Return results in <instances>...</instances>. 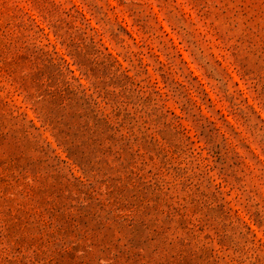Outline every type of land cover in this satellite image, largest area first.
Returning a JSON list of instances; mask_svg holds the SVG:
<instances>
[{"label": "rangeland", "instance_id": "obj_1", "mask_svg": "<svg viewBox=\"0 0 264 264\" xmlns=\"http://www.w3.org/2000/svg\"><path fill=\"white\" fill-rule=\"evenodd\" d=\"M0 264H264V0H0Z\"/></svg>", "mask_w": 264, "mask_h": 264}]
</instances>
